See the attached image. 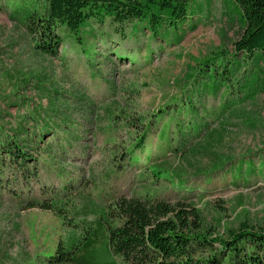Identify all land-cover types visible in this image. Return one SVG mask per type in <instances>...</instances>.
I'll return each instance as SVG.
<instances>
[{
	"label": "rangeland",
	"instance_id": "rangeland-1",
	"mask_svg": "<svg viewBox=\"0 0 264 264\" xmlns=\"http://www.w3.org/2000/svg\"><path fill=\"white\" fill-rule=\"evenodd\" d=\"M26 1L37 3L0 0V129L18 135L29 154L39 160L40 176H3L0 264H51L67 232L64 221L53 212L29 207L32 199L70 200L78 213L68 215L69 222L81 223L85 218L78 210L85 203L109 207L119 197L144 200L156 196L172 204L192 202L217 235H223L226 227L237 228L242 221L264 229L263 62L253 97L232 106L212 125L222 138L215 144L217 150L207 153L208 158L170 152L164 158L163 167L186 174L187 186L194 190L190 200L168 181L147 177L146 155L137 153L139 166L127 164L129 132L117 127L113 137L109 129L111 110L119 115H150L173 99H184L193 83L194 98H201L207 81L202 64L216 53L231 55L244 30L242 13L233 0H197V15L167 34L163 30L157 39L143 25L133 33L132 23L93 22L83 33L91 57L78 52L79 46L67 34L56 56L41 52L26 27ZM38 1L42 12L45 1ZM116 52L124 58L118 59ZM130 55L134 60L127 58ZM250 74V68L239 69L235 82L244 83ZM224 94L206 93L204 101L218 107ZM53 106L69 110L75 126L88 123L83 138L68 148L55 145L52 137H43L41 124L34 121L40 107L51 111ZM157 135L156 130L147 144L153 158L159 153ZM33 165L29 163L30 170ZM240 165L242 177L235 184L231 170ZM218 167L221 170L214 172Z\"/></svg>",
	"mask_w": 264,
	"mask_h": 264
},
{
	"label": "trees",
	"instance_id": "trees-1",
	"mask_svg": "<svg viewBox=\"0 0 264 264\" xmlns=\"http://www.w3.org/2000/svg\"><path fill=\"white\" fill-rule=\"evenodd\" d=\"M44 1L42 12L38 0L37 3L24 2L23 9L28 10L26 27L36 40V47L50 56L57 55L63 35L67 34L79 46L78 52L91 57L93 52L85 44L83 33L91 29L93 22L103 23L110 19L117 25L132 23L133 33L143 25L157 39L162 37L163 30L165 34L176 30L178 24L199 11L197 0ZM233 1L242 13L244 30L234 43L231 55L216 53L202 64L203 77L207 81L203 83L201 98H194L197 89L193 83L188 85V96L184 99H173L150 115H119L112 110L108 113L113 137L117 127L129 132L131 144L124 156L127 164L139 166L141 160L137 153L146 155V167L150 172L147 177L168 181L172 187L186 193V200L194 193L183 177L186 174L163 167L164 158L169 152L184 157L208 158L207 153L217 150L215 144L222 139L216 130H212V125L232 106L253 97L259 86L260 63H264V0ZM115 54L120 60L124 58V55ZM127 58L134 60L132 55ZM242 68H250L251 74L244 77V83L237 84L235 73ZM221 91L225 94L218 107L205 103L206 93L215 96ZM39 109L40 112L35 111L34 121L41 124L40 134L52 137V142L60 148L70 147L88 131L84 129L88 123L75 126L69 110L53 106L51 113L50 109ZM90 113L93 110L88 115ZM92 122L90 120L89 124ZM156 130L159 153L153 158L147 144ZM45 150L51 155L50 150ZM224 161L222 165L225 166L227 160ZM31 162L34 165L30 170ZM219 168L214 172L221 170ZM242 169L241 165L232 167L235 184L242 177ZM58 172L63 176V170ZM10 175L37 178L40 176L39 160L29 154L17 134L0 129V186L3 176ZM67 191L68 187L64 186V192ZM28 205L53 212L67 226V232L51 256V264H264V229H256L242 221L237 228L226 227L223 235H217L214 229L208 228L202 211L192 202L172 204L152 196L144 200L119 197L109 207L85 203L78 210L85 218L81 223L69 222L68 215L78 213L70 200H59L58 197L41 201L32 199ZM90 216H93L92 220Z\"/></svg>",
	"mask_w": 264,
	"mask_h": 264
}]
</instances>
